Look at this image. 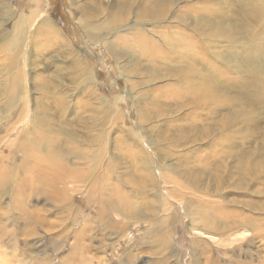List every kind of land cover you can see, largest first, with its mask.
<instances>
[{"label":"rangeland","instance_id":"374dc122","mask_svg":"<svg viewBox=\"0 0 264 264\" xmlns=\"http://www.w3.org/2000/svg\"><path fill=\"white\" fill-rule=\"evenodd\" d=\"M109 1L110 5H100L105 12L97 17L99 21L108 18L113 5L120 7L124 2ZM133 3L126 22L133 27L119 28L126 56L116 61L99 45L87 43L76 23L81 8L93 11L97 5L99 9L97 0H12L16 12L48 15L80 49L81 58L96 66L101 81L97 89L90 88L85 71L74 73L73 55L62 57L59 47L51 44L46 52L42 50L37 77L30 80L29 75H21L23 88H15L11 81L17 64H11L1 47L0 27V154H6L10 145L15 164L20 162L21 153L14 145L23 130L37 140L30 147L43 155L42 143L53 137L52 145L60 147L59 161L84 175V181L67 185L77 211L93 218L96 208L90 201L94 197L107 205L113 218L128 221L118 234L101 233L102 225L95 229L91 244L103 242V249L85 253L103 255L106 260L93 264H264V73L258 65L260 73L244 81L234 68L238 58L264 61V15L256 16L264 9V0ZM156 4L160 12L154 21L135 15L141 6ZM108 20L101 23L103 32L109 29ZM135 28L144 30V45L133 42ZM251 47L255 53H249ZM56 60L66 61L57 62L62 73L56 72ZM127 62L135 66L121 69ZM36 116L42 123L39 127L32 123ZM146 170L163 198L159 202L154 201V190L145 191ZM21 171L17 170V176L23 185ZM36 197L13 202L16 207L9 217L8 199L0 200V217L4 216L0 223H7L0 227V264H21L33 253L32 243L37 240H41L42 254L54 257V264L68 252L72 233L58 238L47 225L42 226L44 218L60 216L58 205ZM230 199L254 202V206L243 210ZM113 202L123 206L126 214L132 203L138 204L150 216L138 222L128 220ZM228 208L252 214L257 219L256 233L248 230L246 234L245 226H221L209 233L189 227L190 217L205 218L217 226L218 219L226 220L222 213L226 217ZM34 217L41 221L30 222ZM10 227L21 230L15 233V248L6 232ZM27 229L34 231L33 236L25 238ZM161 233L167 234L171 248L155 254L149 244ZM53 235L66 240L62 248H51L48 236ZM235 238L242 240L231 243Z\"/></svg>","mask_w":264,"mask_h":264},{"label":"bare ground","instance_id":"6f19581e","mask_svg":"<svg viewBox=\"0 0 264 264\" xmlns=\"http://www.w3.org/2000/svg\"><path fill=\"white\" fill-rule=\"evenodd\" d=\"M97 1L99 9L96 8L97 5L93 11H87L81 8L76 23L81 28L82 37L86 39L87 43L91 45H99L98 47H100L102 51L109 53L113 56L116 61H118L120 58L126 56V50L124 49L125 44L120 41L119 28L125 27L129 29L130 27H133L131 25L126 24L128 20L127 16L131 12V8L134 5L133 0H124L120 7L116 5H113L111 7V10L108 11V14L106 15L108 16V18L106 19H109L105 23L109 26V29L106 28V32L105 30L103 32L104 25L101 24L104 23L106 19L99 21L97 17H99L100 14L105 12V10L100 7V5L106 2H108L110 5L112 2H110L109 0ZM12 5V0H0V27L2 33L1 47L4 53L10 56L11 64H17V69L15 70V73L12 76L13 80L11 81L15 88H23V84L21 83L22 80L20 79L21 75L22 77H27L26 75H29L30 80L31 78L33 80L35 79V77H37L36 72H38L39 69L38 60L43 56L42 50L46 52V50L49 49L48 46H51L52 44L59 47L58 53L60 54V56L69 57V55H73L74 60H76L75 63L73 62L72 64L77 66V68H75L76 70L74 71V73H76L78 69L79 71H85L86 81L88 82L89 87L92 89H97V85L101 80H97V75L94 69L96 66H91L87 63V61L81 58V53H79L80 49L78 48L79 51H77L76 48H74V44L68 40V38L65 36V33H63V30L57 24H55L54 21L48 15H46L45 13L40 15L39 11H32L30 15H25L22 12H16ZM134 7L136 8V5ZM138 10L139 13L136 12ZM138 10L135 11V15H137L140 19L150 18L153 21L159 15L160 12V9L157 7V4L155 6H152L151 8L141 6ZM263 12L264 9H259L257 11L256 16L262 17L264 15ZM102 17H104L103 14ZM88 18L93 19L92 22H88ZM98 31H102V33H97ZM133 33L136 34V38L133 39V42L135 44L144 45L146 40L144 37V30L141 28H135ZM249 53H255L253 47H251ZM257 59L261 60L260 64L257 63ZM57 62L62 63L66 61L56 60V72L62 73V67L59 66ZM127 63H129V65L123 66L121 67V69L131 70V66L132 68L135 66H133V62ZM244 63H246V66H249L245 68L246 66L244 67ZM258 65L261 67L260 72L264 73L263 58H256L255 61H244L238 58L236 60L234 68L237 72L241 74L242 79L246 81L249 79L252 80L253 77L257 76V74L260 73L257 69ZM60 86H63V84H61ZM117 96L118 95H115L114 102H117L119 100V97ZM227 97H229L228 94ZM35 120V122H32L34 123V125L37 124L38 127L42 125V123H40V121L38 120L37 116ZM23 134L24 136H22ZM17 140H19V143H16V145L14 146L21 153V160L19 163L15 164L16 160L13 156V151L10 150V145L7 147L8 152L6 154H0V200H3L4 197L8 199V204L6 205V215L9 217V211L15 209L16 206L12 205L13 202L27 201V199L31 198L33 195H37V199L45 198L49 200L53 205H58V209L60 211L56 213L60 216H57V218L53 220H48L47 218H44L42 226L47 225V230H51V232L54 231L57 234L58 238H62V236L64 235L68 236L69 233H72L73 238L71 246H69L68 248V252L63 253L58 257V264H93L95 261H97L98 263L104 262L106 260V256H96L95 254L87 255L85 253L87 249H103V242L98 243L97 245L95 244L93 246L91 244V242L96 238V235L94 236L93 234L95 229L98 226L100 227V225H102V227L100 228L101 233H109V235L118 234L119 232H122L123 229L128 225V221H124V218H120V220L113 218L110 209L107 207V205L105 203H101V201L97 199H94V197L90 201V203L96 208V215L93 218H91L90 215L77 211V203L72 202L67 185L68 183L70 184L72 182L84 181V175L82 174V172H80L81 170H71L63 162L59 161L58 157L61 156V151L59 146L52 145V143L55 141L53 137H51L48 142L42 143V148L46 152V155H43L30 147L31 143L32 146L36 145L37 140L31 134L29 135V133L28 135H26L24 130L22 131L21 136L17 137ZM17 150H15V152H17ZM10 161L12 162V164L10 163ZM8 164H10V166H8ZM39 164H41L42 167H38ZM19 169L22 170L21 172L24 174V181H22L23 185H20V183L18 182L19 178L17 176V170ZM144 172L146 173V180H144L147 184V189L145 191L147 192L148 190H154L156 193L154 195V201L159 202L163 198L158 193L159 190L156 188L157 186L155 184V179L150 171L146 170ZM13 182L14 185H12ZM228 202H233V205L241 204V206H244V208L242 209H248V211L250 208H252V206H254V202L247 203L237 201L235 199H230L228 200ZM114 204L116 206V210H118L120 214L125 216L128 220L138 222L141 220L139 218H141L142 216L143 218H148L150 216L149 214L147 215L145 213L146 209L142 210V208L139 207L138 204L132 203V205H130L129 207V212L127 214L123 211V206L121 207L118 203L113 202V205ZM10 206H12L13 208H10ZM219 209H221L220 206L217 207V210ZM226 213V217L225 213H222V216L226 220L223 221L218 219V222L216 223L217 226H212L210 220H207L205 218L195 219L193 217H190L189 227L200 229V231H202L203 233H209L212 231L218 232V229L221 226H224L223 228L227 229L233 227L242 228L241 226H245L244 228H246L247 231L244 232H246V234H248V230H254V233H256L255 230L258 228L256 227L257 225L254 224L257 219L255 218V220L252 217V214L249 215V213L245 211L244 213L246 214H244L243 212L238 210V208H231L228 210V212L226 211ZM3 217L4 216L0 217V219L4 220ZM213 217L216 216L214 215ZM11 218L13 219L14 217ZM14 220L16 219L14 218ZM36 221L39 222L41 220L39 218L36 219L34 217L30 222L34 223ZM6 225L7 223L3 224V221L2 223H0V227L2 228H4ZM76 226H79L80 228L75 230ZM6 232L10 233V237L13 241L11 244L12 247L15 248L17 240L15 233L20 234L21 230L19 229V227H10L9 230H6ZM33 234L34 231L32 232L31 229H27L24 236L26 238L33 236ZM249 235L251 236L252 234L250 233ZM53 236H48V239L51 242V248L53 250L62 248L65 245L66 240L61 241L59 239H56V236H54V238L51 240ZM243 236V238H246L245 235ZM167 237V234L161 233L157 236L156 240L150 242L149 246L151 247L150 249L153 250V253L161 254L163 253V250H166L167 247L171 248L170 246H168L169 240ZM241 240V238H235L231 241V243H237ZM32 245L36 247L35 250H33V253L30 254L28 258L24 259L25 261H23L21 264H54L53 256L50 255V257H46V255L42 254L43 246L41 245V240L34 241ZM171 251L173 252V249ZM127 256L130 257L132 255H130L129 252ZM164 258L166 259L167 257L164 256ZM105 263L110 264L107 262ZM119 264L125 263L121 261L119 262Z\"/></svg>","mask_w":264,"mask_h":264}]
</instances>
